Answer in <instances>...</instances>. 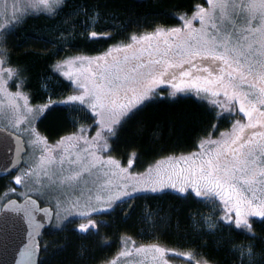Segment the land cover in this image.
I'll list each match as a JSON object with an SVG mask.
<instances>
[{
  "label": "snow or ice",
  "instance_id": "obj_1",
  "mask_svg": "<svg viewBox=\"0 0 264 264\" xmlns=\"http://www.w3.org/2000/svg\"><path fill=\"white\" fill-rule=\"evenodd\" d=\"M70 4L26 0L21 7L13 4L12 14L5 11L0 22V171L11 177L0 190V231H15V264H43L39 253L48 248L41 246L42 230L63 231L75 219L80 222L74 232L100 236L108 225L97 217L127 204L126 218L137 199L167 196L209 207L197 225L202 234L199 245L192 241L188 264H219L199 248L208 246L205 236L225 230L245 237L238 243L228 236L227 264H264V0H194L177 9L176 26L154 24L95 56L51 59L36 74L35 86L27 66L5 67L15 50L11 38L29 14L60 18L61 43L69 47L81 15V35L89 42L113 39L115 27L97 28L103 19L98 6ZM50 81H66L72 94L52 99ZM12 86L17 90L10 91ZM35 93L42 103H31ZM180 101H190L208 118L191 138L189 147L197 150L167 154L161 148L160 159L143 171L132 170V158L123 166L116 154L121 133L138 122L142 134L141 113ZM56 105L80 115L71 118L70 131L51 141L38 125ZM222 121L230 124L225 131L219 130ZM121 244L117 260L103 264H130L133 249L145 259L151 253L152 264H169L166 250L155 244L137 246L131 236Z\"/></svg>",
  "mask_w": 264,
  "mask_h": 264
},
{
  "label": "trees",
  "instance_id": "obj_2",
  "mask_svg": "<svg viewBox=\"0 0 264 264\" xmlns=\"http://www.w3.org/2000/svg\"><path fill=\"white\" fill-rule=\"evenodd\" d=\"M193 2L194 0H71L70 8L83 5L91 9L98 6L103 16L97 25L98 29H117L112 40L89 42L81 35L85 31L81 24L84 17L81 15L76 18L77 35L71 40V47L61 43L58 32L62 27L60 18L49 19L44 14H29L26 23L11 38V45L15 50L12 64L5 67L27 66L35 86L36 74L45 72L51 59L75 54L95 56L118 41H126L130 33L143 34L150 31L154 24L176 26L174 14L177 9L187 8ZM48 83L50 88L55 89L52 99L62 100L71 93V89L64 87L66 81ZM10 89L17 90L14 86ZM42 102L40 93H35L31 103L35 105ZM79 115L70 107L56 105L46 114V118L41 119L38 127L51 141H55L58 135L71 130V118H79ZM138 120L144 125L143 133H137L138 122H133L121 133L116 145L117 158L122 164H127L128 159L132 158V169L136 172L143 171L149 164L160 159L161 148L167 154L197 150L189 147L191 138L199 131L202 122L205 126L208 123L204 113L190 101L154 104L141 113ZM181 122L184 127H181ZM229 127L227 121H222L219 130L225 131ZM10 179V176L0 179V190H3ZM134 204V209L126 218L123 210L128 208L127 204L118 207L111 215L98 217L108 225L101 228L100 236L89 234L85 238L77 234L73 231V222L68 223L63 231H56L54 228L44 230L40 243L42 247L47 245L48 250L40 252L39 260L43 264H103L104 259L112 260L119 253L122 248L121 239L131 236L136 245L157 244L170 254L185 253V256L171 258L180 264H188L187 254L194 251L192 241L195 240L196 245H199L197 236L202 234L198 232L197 225L202 223V214H209V207L205 203H196L191 199L182 201L171 196L158 200L141 198ZM204 228L211 231L206 225ZM256 228L259 232L262 226L257 223ZM229 235L238 243L245 240L243 235L225 230L223 234L205 236L209 243L206 248H199L200 253L205 258L219 261V264H227L225 244ZM196 259H200V256Z\"/></svg>",
  "mask_w": 264,
  "mask_h": 264
},
{
  "label": "rangeland",
  "instance_id": "obj_3",
  "mask_svg": "<svg viewBox=\"0 0 264 264\" xmlns=\"http://www.w3.org/2000/svg\"><path fill=\"white\" fill-rule=\"evenodd\" d=\"M25 3H26V0H0V22H3V20H4L3 13H5V11H6L7 15H9V16L12 14L13 4H15L17 7H21ZM10 91H13V90L10 89ZM70 94H72V93H70ZM70 94H68V95H70ZM66 97L67 96H65L64 98H62V100L63 99H66ZM37 155H39V153H37ZM122 165L125 166V167H127L128 166V163L127 164H122ZM97 219H98V217H97ZM72 222L74 223V227H76V225L80 221L73 219ZM55 223H56V221L53 220V225ZM150 245H153V244H142V245H137V246H150ZM155 245H157V244H155ZM157 246H159V245H157ZM128 247L130 249L133 248V246L131 244H129ZM159 247H161V246H159ZM166 253H167V255H166L165 258L169 259V264H180V262L175 261L174 259L171 258L172 255L167 250H166ZM118 255H119V253L112 260H117ZM129 262H130V264H138V262H142V264H152L151 253H149L147 259H145L144 256H137L135 254V252H134V249H133V257L129 258ZM117 264H126V262L123 259H120V260L117 261Z\"/></svg>",
  "mask_w": 264,
  "mask_h": 264
},
{
  "label": "water",
  "instance_id": "obj_4",
  "mask_svg": "<svg viewBox=\"0 0 264 264\" xmlns=\"http://www.w3.org/2000/svg\"><path fill=\"white\" fill-rule=\"evenodd\" d=\"M8 176L0 171V179ZM17 258L18 250L15 231L11 226H6V232L0 231V264H15Z\"/></svg>",
  "mask_w": 264,
  "mask_h": 264
}]
</instances>
